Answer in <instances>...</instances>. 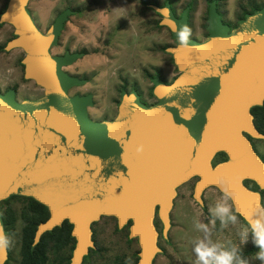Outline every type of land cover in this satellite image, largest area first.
<instances>
[{"label":"water","instance_id":"1","mask_svg":"<svg viewBox=\"0 0 264 264\" xmlns=\"http://www.w3.org/2000/svg\"><path fill=\"white\" fill-rule=\"evenodd\" d=\"M29 1L10 0L1 20L17 36L8 49L25 52V77L44 94L22 103L12 91L0 94V203L21 196L48 208L51 217L35 243L69 220L77 240L71 264H80L96 248L92 225L113 217L120 230L130 224L129 238L140 247L137 264H153L161 253L156 213L167 237L176 189L194 178L200 204L207 188L223 194V177L235 194L234 210L249 226L264 212V162L245 135L264 139L251 113L264 105V8L230 31L211 3L205 41L190 37L189 46L181 47L176 33L188 26L189 8L177 17L169 3L150 5L175 39L166 52L180 75L170 85L155 79V105L124 92L116 119L95 121L88 113L92 96L69 95L84 82L63 70L80 55L52 54L70 11L44 32ZM219 153L227 160L214 165ZM0 232L7 233L1 211ZM7 259V248L0 249V264Z\"/></svg>","mask_w":264,"mask_h":264},{"label":"rangeland","instance_id":"2","mask_svg":"<svg viewBox=\"0 0 264 264\" xmlns=\"http://www.w3.org/2000/svg\"><path fill=\"white\" fill-rule=\"evenodd\" d=\"M6 1L0 0V7ZM94 1L33 0L30 8L42 31H47L57 16L69 7L81 12L80 16L71 18L61 34L59 44L53 48V54L86 50L87 55L83 59L66 69L88 82L85 86L73 88L70 93L93 94L95 102L88 112L93 120L102 121L115 117L122 88L131 89L134 83L141 84V87L148 86L144 80V72L162 74L168 82L179 72L172 57L166 52L167 47L176 46L175 39L167 27H156L157 22L162 20L161 16L152 10H146L141 0ZM157 1L163 3L164 0ZM170 3L177 16L182 15L188 5L191 7V37L200 42L205 41L208 36V3L205 0H171ZM250 3L249 0H218L217 10L221 21L227 26H235L238 17L250 9ZM255 3L264 5V0H255ZM5 29L6 37H9L11 29L8 26ZM1 33L5 34V31L0 29ZM6 37L0 35V43L6 41ZM19 54V50L7 54L8 63L1 65L0 69L7 71L6 74L12 73L15 65L13 58ZM42 94L43 89L39 87L30 85L28 89L21 85L19 99L35 98ZM144 98L149 102L153 101L149 94H145ZM254 142L257 151L264 156V141L255 139ZM218 161L219 159L216 160ZM195 183L193 179L180 188L172 213L174 227L170 235L171 243L162 242L167 254L158 256L156 264H196L194 241L205 237L203 231L195 228L197 222L206 224L211 229L210 238L213 243L225 248L236 247L239 254L247 260V264H264V261L256 258V253L252 257L243 255L254 244L250 226L238 218L237 224L222 227L220 220L210 211L222 200V193L209 189L206 192L209 211L202 212L193 198ZM25 203L23 199H16L8 204L18 218L15 233L11 236L16 258L20 247V229L23 226L20 217ZM228 203L233 206L231 201ZM116 226V219L112 217H103L93 226L96 237L94 242H98L101 251L90 258L89 264H117L120 263V258H131L132 262L135 260L136 253L140 251L138 240L131 239L129 242V230L125 231L123 228L116 231ZM219 226L221 229L217 232ZM245 228L249 235L247 242L242 243L238 233Z\"/></svg>","mask_w":264,"mask_h":264},{"label":"flooded vegetation","instance_id":"3","mask_svg":"<svg viewBox=\"0 0 264 264\" xmlns=\"http://www.w3.org/2000/svg\"><path fill=\"white\" fill-rule=\"evenodd\" d=\"M9 1L10 0H7L0 7V29H3V31H5V34H2L3 33L2 32L0 35L5 38L6 37V34H7V31H6L5 27L8 26L11 29V32H10L9 37H6V41H4L3 43H0V66L1 65H5V64L8 63V61L6 60L7 54H10V53H12L13 51H16V50H19L20 51V54L18 56H15L13 58V61H15V63H14L15 65L13 66L12 73L6 74L7 71L5 72L4 69H0V94L6 95L7 93H9V92L12 91L14 93L15 100L17 102H19V103H22L25 99L35 100V99L43 96L44 91H43V94L41 96H38V97H35V98L26 97L24 99H19L21 85L22 86H25L28 89L30 88V85L31 86H36V87H39V86L33 80L26 79V77H25V65H24V59H25V56H26L25 52L22 49H20V48L8 49L9 43L12 40H14L15 38H17V36L15 34V28L11 24H9L7 22H3L1 20L2 14L8 8ZM32 1L33 0H30L29 1L27 7L29 9V12H30L31 16L33 17L34 16L33 15V11L30 8V3H32ZM125 3L126 4H129V2H126V1H125ZM123 4H124V2H123ZM186 8H189V21H188V27H189V24H190V21H191V18H190L191 17V15H190L191 14V8H190V6H187ZM262 8H264V7H262ZM67 10L70 11V14H68L67 19H66V21L63 24V28L61 29V31H60V33L58 35L57 45L60 42L61 34L65 30V28H66L67 24L70 22L71 18L73 16H76V15L77 16H80L81 15V12L79 10H77V9L75 10L72 7L67 8L65 11H67ZM247 12L248 11H245V13H247ZM61 14H59V15H61ZM59 15L57 16V18L59 17ZM175 15L177 16L176 12H175ZM177 17H181V15H179ZM57 18L55 19V21L57 20ZM33 19H34L36 25L39 27V29H41V27L37 24L38 23L37 20L34 17H33ZM240 21L241 20L238 18L237 25H235V26L229 25L230 31L232 29H234L235 27H237L239 25ZM44 32H46V31H44ZM68 53H70V54H78L80 56L75 61H73V63H71V64L66 65L65 67H63V70L68 75H70L72 77H76V78H78V79H80V80H82L84 82L81 85H75V86L71 87L69 89V95H71V96H76V95L85 96V95H81L79 93H77V94H71L70 91L73 88H78V87L85 86L87 84V82H88L87 79L82 78L79 75H74L73 73H71L66 68L69 67V66H72L78 60L83 59L85 57V55H87L86 50L79 51V52H70V51H67L66 53L62 54V56H64L65 54H68ZM52 54H53V48H52ZM53 55H55V54H53ZM176 69H177V67H176ZM144 74H145L144 80H145V82L148 83V86H142L141 87V84L139 85V84H135L134 83L131 89L130 88L129 89L128 88L127 89L122 88V90L120 91V99L117 102V113H116L115 117H113L112 119H109V120H115L116 119V117L118 115V111H119V103H120V101L122 99V95H123L124 92H126L128 95H130L131 92L135 91L137 93V95L139 96L140 101L143 104L147 105L148 107H151V106L155 105L158 102V99L154 95L155 79L156 78H159L165 84L170 85V84H172L179 77L180 72H179V74H177L175 76L174 79H172V81H169V82H168L167 79H164L163 78L162 74H156V73L155 74H151L150 72H144ZM8 76H9V78H8ZM145 82L143 81V83H145ZM126 84H127V87H128V85H129L128 82H126ZM39 88H41V87H39ZM145 94H149L150 98L153 101L152 102L151 101L149 102L148 100H146L144 98L145 97ZM87 95H91L92 98H95L93 94H86V96ZM92 101H93V105H94V102H95L94 99H92ZM92 106H90V107H92ZM90 107H88V109H90ZM261 107H264V105L261 106ZM253 109L251 110V113L254 116V125H255L256 129L258 130V132L260 134L264 135V115L263 116L262 115H256L253 112ZM105 120H108V119H105ZM245 135H246V137L248 139H250L251 144H252L254 150L256 151V153L258 154V156L264 162V156H262L257 151L256 144L254 142L255 139L251 138L247 134H245ZM258 140L264 141V139H258ZM217 159H219L218 162H216ZM226 160H227L226 154L225 153H219V154H217L216 159L214 160V163L213 164L215 165V164H217L219 162H223V161H226ZM194 179H195V181L197 183L198 178H194ZM196 183H195V185H196ZM245 185H247V187H249L250 189H252L254 191H259L258 186L254 182L247 181V182H245ZM182 186H184V185H182ZM181 187H179V188L176 189L177 190V197L174 199V206H173V209H172V211L170 213L171 228H170V230L167 233V237L164 236V226H163V223L161 222V220H160V218L158 216V211L156 213V217H155L154 223H155L157 232L159 234V237H158V246L161 249V253H159L155 257L153 264H156V261H157L158 256H163V255H166L167 254V250H166V248H165V246L163 245L162 242L164 241V242H166V244L171 243L170 235H171V232H172V228L174 227V223H173V219H172V213L174 211L176 201H177V199L179 197L180 188ZM209 189H216L217 191H219L215 187H210V188L205 189L203 191L202 195H201L202 204L198 203L195 200V198H194V192H193V198L195 200V203L201 209L202 212H208L209 211V209H208V201L206 200V192ZM260 192H261L262 206L264 207V192H262V191H260ZM16 197H21V196H16ZM22 198H27V197H22ZM10 199H8V200L0 203V211H1V215H2V218H3L4 224H5V229H6V232H7L6 234L11 239V236L15 233V228H16L17 222L15 224L14 229L11 228V230H10V228L9 229L7 228L8 226L6 225V222H5V213L4 212L7 211L6 205H8V204H6V202L9 201ZM25 201H26V203L24 204L25 205L24 208H22L21 217H20L21 218V221H23V226L20 229V234H19V237H20V247H19V252H18V255H17L18 257L16 258V256L14 255V252H13L14 251V249H13L14 244L11 241V245L9 247H7L8 259L5 262V264H23V262H24V251H23L22 233H23V228L28 223V218H27L28 212L33 217L34 225H36V228L34 230V236H33V247H34V250L32 252V254H33V264H71V261H72V258H73V254H74V250H75L76 245H77V240H76V238L72 234L73 233V228H74L73 224H71L69 220H65L60 226L55 227L52 231L45 232L41 236L39 242L38 243H35L36 233H37L40 225L43 224L44 222H47L50 219L51 214H50V211L48 210V208L45 207L44 205L43 206L46 209H42L38 205H32L31 206L29 201H27V200H25ZM25 215H26V217H25ZM24 218L25 219L27 218V220L25 221ZM116 222H117V220H116ZM95 224L96 223H94L92 225V231H93L92 240H93V242H94V238H95V234H94L95 232H94L93 226ZM230 224L231 223H229L228 225H230ZM117 226H118V224H117ZM127 226H128V230H129L130 224L127 225ZM220 229H221V226H219L216 231L219 232ZM128 237H129V233H128ZM94 244L96 246V243L95 242H94ZM91 250H97V249L96 248L95 249H90V252H91ZM90 252H89V254L83 256L80 264H89V255H90ZM118 261H120V264H131L132 263V261L129 262V260H123L121 258L118 259Z\"/></svg>","mask_w":264,"mask_h":264},{"label":"clouds","instance_id":"4","mask_svg":"<svg viewBox=\"0 0 264 264\" xmlns=\"http://www.w3.org/2000/svg\"><path fill=\"white\" fill-rule=\"evenodd\" d=\"M177 38L181 47H188L190 43L191 30L187 25L177 30ZM223 185L222 200L217 202L214 209H211L213 216L218 218L221 226H227L229 223L235 225L238 223V216L233 206L228 202L234 199V193L228 189V181L223 177L220 180ZM251 233L255 245L259 251L256 258L264 261V212H261L257 219L249 221ZM197 230L205 233L203 239L194 241V252L196 253V264H247V260L239 254L236 247L225 248L218 243H213L210 238L211 229L206 225L197 222ZM239 236L242 243L248 240V229H241ZM11 245V239L7 234L0 232V249L7 248ZM131 258H129V262Z\"/></svg>","mask_w":264,"mask_h":264},{"label":"trees","instance_id":"5","mask_svg":"<svg viewBox=\"0 0 264 264\" xmlns=\"http://www.w3.org/2000/svg\"><path fill=\"white\" fill-rule=\"evenodd\" d=\"M208 3V12H209V7L211 5V3H216V5L218 6V0H205ZM251 1L250 3V9L246 10L248 11L247 13H242L238 18L240 20H244L247 17V14H252L255 11L261 9L262 7H264L263 4H257L255 3V0H249ZM144 8L147 10H152L155 14H157L158 16H161L159 13H157L153 8L150 7V5H155L158 7H164L167 3L170 4L171 9H172V4L170 3L171 0H164L163 3L158 2L157 0H141ZM189 6V5H188ZM191 8V7H190ZM173 10V9H172ZM208 19V18H207ZM161 20H159L156 24V27L158 28H162V26L160 25ZM237 25V24H236ZM209 34V31H208ZM207 34V35H208ZM193 39V37H191ZM253 112L256 115H264V107H256L253 109ZM16 199H24L30 202V205H38L39 207H41L42 209H46L43 205H41L40 203L36 202L33 199H28V198H22V197H12L9 201L6 202V204H10V202H12L13 200ZM5 213V222L6 225L8 226L7 228L11 230V228L14 229L15 224L18 220L17 218V213L15 211H13L12 207L10 205H8L7 211L4 212ZM237 214V213H236ZM238 218L240 220H242L247 226L248 223H246V221L239 215L237 214ZM26 217V215H25ZM28 223L26 224V226L23 228V233H22V239H23V251H24V262L23 264H33V236H34V230L36 228V225H34V220L33 217L30 215V213L28 212ZM27 218L24 220L26 221ZM124 230H128V226L126 228H124ZM116 231H120V229L118 228V226H116ZM128 235V234H127ZM252 235V233H251ZM96 239V237L94 238V240ZM129 242H131L132 240L128 237ZM96 246H97V250H91L90 255H89V262H90V258L93 257L94 254H98L101 249L98 246V242H96ZM258 247L255 245V243L251 246V248L249 250L245 251V254H243L245 257H252L253 255H255V253H257L258 251ZM139 260V256H138V252L136 253V258L135 260L131 263V264H137ZM120 264V263H117Z\"/></svg>","mask_w":264,"mask_h":264},{"label":"bare ground","instance_id":"6","mask_svg":"<svg viewBox=\"0 0 264 264\" xmlns=\"http://www.w3.org/2000/svg\"><path fill=\"white\" fill-rule=\"evenodd\" d=\"M196 46H198V45H196Z\"/></svg>","mask_w":264,"mask_h":264}]
</instances>
